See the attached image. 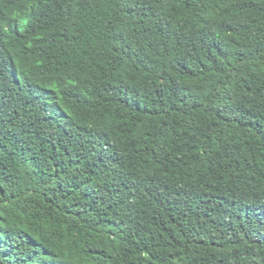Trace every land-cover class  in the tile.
I'll return each mask as SVG.
<instances>
[{"label": "trees", "instance_id": "1", "mask_svg": "<svg viewBox=\"0 0 264 264\" xmlns=\"http://www.w3.org/2000/svg\"><path fill=\"white\" fill-rule=\"evenodd\" d=\"M0 264H264V0H0Z\"/></svg>", "mask_w": 264, "mask_h": 264}]
</instances>
